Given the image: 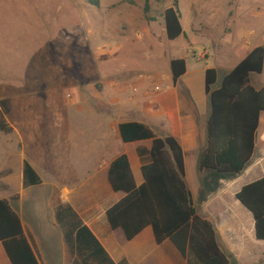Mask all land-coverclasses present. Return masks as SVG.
I'll list each match as a JSON object with an SVG mask.
<instances>
[{
    "label": "crops",
    "instance_id": "crops-1",
    "mask_svg": "<svg viewBox=\"0 0 264 264\" xmlns=\"http://www.w3.org/2000/svg\"><path fill=\"white\" fill-rule=\"evenodd\" d=\"M144 22L142 26H145ZM162 22L159 27L168 39L164 19ZM148 27L144 29L145 33L154 34L155 30L150 25ZM140 38L143 39L142 36ZM165 58L159 61L155 58L161 74L157 79L149 77L137 89L140 91L138 96L128 99L129 93L118 89L102 95L96 86L88 85L89 88L80 95L83 98L80 105L72 108L75 113H93L83 118L84 127L80 131L74 128L76 122L71 117L65 119L60 116L62 122L49 125L44 113L51 107L45 105L22 106L16 120L9 119L14 110L8 116L14 133L2 135L0 139V193L7 194L0 200H11L19 195V200L11 204L21 218L25 236L40 264H72L63 231L56 219L60 203L73 207L117 264L123 260L130 264H187L173 242L157 243L152 227L129 241L121 229L112 230L108 223V210L125 197L124 193H115L111 189L108 178L111 163L127 154L136 184L142 186L143 161L139 151L152 148L151 141L123 143L119 127L127 122L145 124L160 137L171 135L180 141L194 206L200 215L215 225L221 247L231 258L230 264L234 260L237 264H264V241L257 240L254 217L237 199L244 186L264 178V114L254 158L239 175L254 178L253 181L239 185V176L232 178L214 171H201L200 157L207 147V124L211 116V101L206 93V71L209 67L204 69L203 76L202 70L195 68L191 72L187 62L186 75L175 83L171 62L176 59L187 61V58L170 56L165 62L169 71L164 69ZM262 75L264 72L259 76ZM134 76L132 71L122 74L121 83L132 81ZM251 83L257 89L264 88V84L254 85L252 78ZM157 86L162 88L159 94L154 93ZM89 93L104 104L102 112L92 110ZM81 102L87 104L81 105ZM93 131L97 134L93 135ZM73 158L80 161L79 168L70 163ZM26 161L42 178L41 185L24 187ZM63 164L70 170L59 171ZM43 187H47L50 193L47 199L39 200L29 195L35 188ZM0 264H12L1 242Z\"/></svg>",
    "mask_w": 264,
    "mask_h": 264
},
{
    "label": "rangeland",
    "instance_id": "rangeland-1",
    "mask_svg": "<svg viewBox=\"0 0 264 264\" xmlns=\"http://www.w3.org/2000/svg\"><path fill=\"white\" fill-rule=\"evenodd\" d=\"M100 4L97 8L90 0H0V100H11L10 120H16L22 106L45 105L51 107L44 113L49 125L62 122L60 116L71 117L80 131L83 118L93 113H75L72 108L80 105L88 85L102 95L124 90L128 99L138 96L135 89L161 74L155 58L166 56L162 61L169 71L165 62L171 56L187 58L190 71L202 70L203 76L206 67L216 68L218 88L252 49L264 47V0H178L186 36L177 41H169L159 27L175 0H152L148 16L145 0ZM149 25L155 30L152 35L144 30ZM131 71L133 80L121 83L122 74ZM251 78L254 85L264 84V75ZM88 97L92 110L102 112L104 104L92 93ZM70 163L79 168L78 159ZM58 170L70 169L63 164ZM253 179L244 175L237 182L244 185ZM29 195L40 200L50 193L43 187Z\"/></svg>",
    "mask_w": 264,
    "mask_h": 264
},
{
    "label": "trees",
    "instance_id": "trees-1",
    "mask_svg": "<svg viewBox=\"0 0 264 264\" xmlns=\"http://www.w3.org/2000/svg\"><path fill=\"white\" fill-rule=\"evenodd\" d=\"M94 7L100 0H90ZM151 1L145 0L144 13L151 12ZM175 7L164 13L167 37L176 41L185 35L182 16ZM148 18V17H147ZM264 72V47L252 49L216 88L219 74L216 68L206 71V93L211 101V116L207 124L208 143L200 157L201 171L219 175L239 176L252 162L257 134L264 114V88L251 83L252 75ZM187 73V61L171 62V74L177 83ZM13 110L9 98L0 100V139L14 133L8 121ZM123 143L151 141L150 151L140 150L144 183L137 186L130 159L122 154L110 165L109 184L115 193L125 197L110 208L107 220L112 230L121 229L131 241L146 228L152 227L157 243L170 240L187 264H230V257L221 247L215 225L200 215L194 206L186 180L185 153L174 136L160 137L149 126L138 122L119 127ZM149 157V160H147ZM43 183L29 162L24 164V187ZM238 201L252 213L256 238L264 241V178L242 188ZM19 200H0V242L12 264H40L25 236L20 216L12 207ZM56 219L63 231L72 264H117L79 214L69 204L60 203ZM118 264H130L123 260Z\"/></svg>",
    "mask_w": 264,
    "mask_h": 264
},
{
    "label": "built area",
    "instance_id": "built-area-1",
    "mask_svg": "<svg viewBox=\"0 0 264 264\" xmlns=\"http://www.w3.org/2000/svg\"><path fill=\"white\" fill-rule=\"evenodd\" d=\"M161 90V87L157 86L155 89H154V93H159ZM135 92H138V90L136 89Z\"/></svg>",
    "mask_w": 264,
    "mask_h": 264
},
{
    "label": "water",
    "instance_id": "water-1",
    "mask_svg": "<svg viewBox=\"0 0 264 264\" xmlns=\"http://www.w3.org/2000/svg\"><path fill=\"white\" fill-rule=\"evenodd\" d=\"M234 264H237V261L236 260H234Z\"/></svg>",
    "mask_w": 264,
    "mask_h": 264
}]
</instances>
